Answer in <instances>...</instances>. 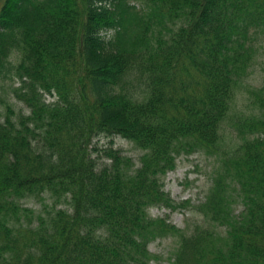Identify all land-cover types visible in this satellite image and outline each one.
<instances>
[{"label": "trees", "instance_id": "obj_1", "mask_svg": "<svg viewBox=\"0 0 264 264\" xmlns=\"http://www.w3.org/2000/svg\"><path fill=\"white\" fill-rule=\"evenodd\" d=\"M259 35L264 0H0V264H151L168 236L169 264H264ZM193 153L215 166L179 229L150 209L190 205L164 179Z\"/></svg>", "mask_w": 264, "mask_h": 264}, {"label": "rangeland", "instance_id": "obj_2", "mask_svg": "<svg viewBox=\"0 0 264 264\" xmlns=\"http://www.w3.org/2000/svg\"><path fill=\"white\" fill-rule=\"evenodd\" d=\"M257 44L259 45L257 59L254 65L249 70L248 83L254 86H259L264 83V35L258 36ZM246 83V84H248ZM240 100L237 102L236 111H248L249 106L243 95V88L239 90ZM22 104H17L19 109ZM25 111V110H24ZM230 128L227 125L226 135L229 136ZM110 138H101L97 141L100 146H107ZM114 147L121 148L127 154L137 159L139 152L134 149L133 145L119 137H114ZM215 166V159L206 157L202 153H194L181 156L177 160V167L174 171L167 174L165 179V190L169 192L171 197L177 202L188 200L190 205L182 210L170 213L166 209L152 208L150 214L153 217H163L169 214V221L179 229H185L199 221L197 215L192 212L194 205H197L203 200L205 191L209 188L212 170ZM45 203H50L47 199ZM43 203L40 201L31 200L25 206L34 208L36 211L41 209ZM175 239L173 237H164L156 239L149 245V250L156 258L151 261V264H169V258L173 256L176 248Z\"/></svg>", "mask_w": 264, "mask_h": 264}]
</instances>
